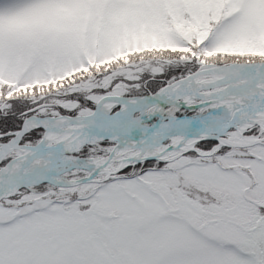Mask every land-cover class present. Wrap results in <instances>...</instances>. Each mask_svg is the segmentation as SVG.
Instances as JSON below:
<instances>
[{
  "label": "snow or ice",
  "instance_id": "snow-or-ice-1",
  "mask_svg": "<svg viewBox=\"0 0 264 264\" xmlns=\"http://www.w3.org/2000/svg\"><path fill=\"white\" fill-rule=\"evenodd\" d=\"M0 264H264V0H0Z\"/></svg>",
  "mask_w": 264,
  "mask_h": 264
}]
</instances>
